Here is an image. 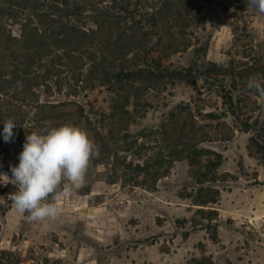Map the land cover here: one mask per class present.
<instances>
[{"label": "rangeland", "instance_id": "1", "mask_svg": "<svg viewBox=\"0 0 264 264\" xmlns=\"http://www.w3.org/2000/svg\"><path fill=\"white\" fill-rule=\"evenodd\" d=\"M24 1L0 0V64L27 55L42 83L27 97L64 103L51 126L85 129L100 155L55 221L28 222L0 177V264H264V100L247 88L264 81V14L246 0ZM29 18L47 39L10 43ZM24 141L0 148V174Z\"/></svg>", "mask_w": 264, "mask_h": 264}, {"label": "clouds", "instance_id": "2", "mask_svg": "<svg viewBox=\"0 0 264 264\" xmlns=\"http://www.w3.org/2000/svg\"><path fill=\"white\" fill-rule=\"evenodd\" d=\"M246 4L264 14V0H246ZM247 88L264 100V81L250 78ZM3 125L4 141L10 142L17 125L12 119H5ZM99 155V146L85 129L46 122L42 130L26 133L19 163L10 166L11 177H0L7 176L8 183L15 186L13 207L28 222L55 221L63 213L61 201L85 183Z\"/></svg>", "mask_w": 264, "mask_h": 264}, {"label": "trees", "instance_id": "3", "mask_svg": "<svg viewBox=\"0 0 264 264\" xmlns=\"http://www.w3.org/2000/svg\"><path fill=\"white\" fill-rule=\"evenodd\" d=\"M28 2L29 1L22 0V2H20L22 6H19L24 7L23 9L27 10L25 6L28 4ZM19 6L16 7L19 8ZM29 8H31L30 11L33 13L34 17H36L38 21L41 22L43 26L46 24L50 27L54 23V20H51V17L47 15V13L42 12L45 9L44 5H40L37 4V2H34V4H32ZM51 10H57V8L51 6ZM0 11H2L1 8ZM46 11L50 12L49 9H47ZM156 13L161 14V8L156 11ZM48 21L50 22L47 23ZM32 24H34V21L32 22V19L29 18L28 20H26L21 34L22 39L19 40L13 37H8L7 40L10 43L18 42L23 46H27L31 42L33 43L37 40L47 39L46 34L49 28L45 26L43 27L44 29L38 30L32 27ZM152 24H155L154 20H152ZM18 55H20L18 51H13L9 54L8 57H6L8 59L7 63L3 65L0 64V148L4 149H6L10 144L22 140L26 136V133L42 130L40 129V127H45L46 122H51L52 124L56 119L61 120L50 111L65 106L64 103L41 104L38 98L36 100H32L30 99V97H27L28 95L37 97L34 90L36 87L42 85L41 81L38 80L41 76L40 74L30 75L29 58H27L26 55V60L22 61V63H17L16 57H18ZM18 82L20 83L19 87ZM26 109H35L36 113H34V116L31 117ZM78 112L82 115L84 113V110L79 107ZM5 119H12L17 125V127L13 129L14 139H12L10 142H5L2 134L4 127L3 122ZM56 126L60 125L56 124ZM259 147L262 149L264 146L259 145ZM189 158L191 159V157ZM191 160H194L192 161V163H195V159ZM193 174L196 178L201 179V181L206 178L202 174ZM210 181H213V179ZM7 185L8 184H5L3 188L2 186H0V194L7 196V193H5L7 190ZM204 191L206 193H212V190L209 188H206V190ZM198 198H200L199 202L201 206L207 203H216V198L212 197L211 194L207 195L204 198H202V196L200 195ZM11 203H13L12 200ZM211 212L213 213L215 211Z\"/></svg>", "mask_w": 264, "mask_h": 264}]
</instances>
